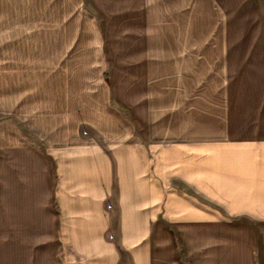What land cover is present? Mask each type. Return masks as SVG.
<instances>
[{"label": "crops", "instance_id": "crops-1", "mask_svg": "<svg viewBox=\"0 0 264 264\" xmlns=\"http://www.w3.org/2000/svg\"><path fill=\"white\" fill-rule=\"evenodd\" d=\"M0 104V264H264V0H0Z\"/></svg>", "mask_w": 264, "mask_h": 264}, {"label": "rangeland", "instance_id": "rangeland-1", "mask_svg": "<svg viewBox=\"0 0 264 264\" xmlns=\"http://www.w3.org/2000/svg\"><path fill=\"white\" fill-rule=\"evenodd\" d=\"M11 118V116H10V113H8V110H7V108H6V106L5 105H2V104H0V120H9ZM18 126L22 129V130H25L23 127H22V125L20 124H18Z\"/></svg>", "mask_w": 264, "mask_h": 264}, {"label": "built area", "instance_id": "built-area-1", "mask_svg": "<svg viewBox=\"0 0 264 264\" xmlns=\"http://www.w3.org/2000/svg\"><path fill=\"white\" fill-rule=\"evenodd\" d=\"M112 236H110V238H111Z\"/></svg>", "mask_w": 264, "mask_h": 264}]
</instances>
